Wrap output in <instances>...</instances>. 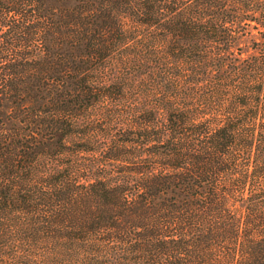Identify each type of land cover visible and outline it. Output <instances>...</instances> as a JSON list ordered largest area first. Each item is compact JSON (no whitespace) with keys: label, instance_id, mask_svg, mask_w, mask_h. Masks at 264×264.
<instances>
[{"label":"trees","instance_id":"1","mask_svg":"<svg viewBox=\"0 0 264 264\" xmlns=\"http://www.w3.org/2000/svg\"><path fill=\"white\" fill-rule=\"evenodd\" d=\"M0 264H264V0H0Z\"/></svg>","mask_w":264,"mask_h":264}]
</instances>
